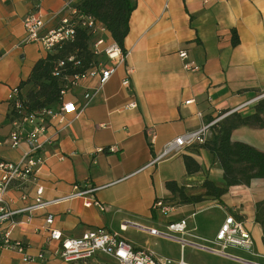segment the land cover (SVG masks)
Wrapping results in <instances>:
<instances>
[{"label":"crops","instance_id":"crops-1","mask_svg":"<svg viewBox=\"0 0 264 264\" xmlns=\"http://www.w3.org/2000/svg\"><path fill=\"white\" fill-rule=\"evenodd\" d=\"M66 1L0 0V160L16 163L30 150L28 142L17 148L10 145L14 126L8 97L28 80L37 61L48 54L41 44L24 43L27 33L22 22L38 9L44 31L50 32L59 25ZM135 1L137 8L125 39L129 54L126 61H109L103 55L99 65L114 67L113 76L105 84L99 76L87 77L63 95L60 107L72 102L83 110L81 115H68L69 126L59 134L58 124L49 123L46 132L39 134L45 161L35 180L6 194L7 209L21 211L12 219L17 225L11 237L26 243L30 256L44 252L43 264H83L59 259L56 252L60 243L50 240V231L60 232L63 238H80L99 229L117 233L158 258H168V254L175 261L211 264L207 257L212 256L235 264H264L263 230L255 221L257 204L264 201V179L230 187L220 200L209 197L199 204L179 206L185 214L176 221L188 220L189 230L184 238L197 243L213 241L227 214L243 220L254 242L253 254L236 249L229 253L246 262L192 246L183 249L176 240L151 236L144 230L165 225L159 222L160 212L154 204L157 200L173 203L171 200L178 199L167 189L168 183L184 188L189 196L204 194L207 180L226 187L223 169L202 143L156 160L169 143L199 132L210 120L225 118L246 104L234 113L248 117L257 112L264 100V0ZM101 37L107 44L114 42L108 32ZM181 52L188 54L186 62L181 59ZM187 62L199 69H187ZM86 93L92 95L87 106ZM260 96L263 97L255 101ZM231 141L264 153V128L238 127L233 130ZM100 149L103 152L99 153ZM186 156L197 162L199 172H187ZM39 187L43 190L40 197ZM89 187H98L95 198L105 207L104 211L85 207L82 198L66 199ZM37 199L51 204L31 215L24 211L36 205ZM59 200L64 201L56 203ZM207 212L211 213L203 217L206 223L202 225L197 217ZM49 216L53 217L50 226L46 222ZM10 224L5 223L3 229L10 228ZM168 225L156 230L166 232ZM122 226L126 231L121 230ZM163 242H167L166 250L161 246ZM188 252H194L195 258L188 259ZM0 264L27 263L18 253L0 251ZM86 264L117 262L100 254Z\"/></svg>","mask_w":264,"mask_h":264},{"label":"built area","instance_id":"built-area-1","mask_svg":"<svg viewBox=\"0 0 264 264\" xmlns=\"http://www.w3.org/2000/svg\"><path fill=\"white\" fill-rule=\"evenodd\" d=\"M75 6L76 4L73 3V0H67L65 2L60 13L62 16L60 23L50 32L44 31V21L42 15L37 12L38 9L29 13L22 22L27 33L24 43L41 44L47 52H50L54 47L71 40L75 35L76 26L82 25L83 27H88L97 36L92 46L95 54L105 55L109 61L117 60L118 62L124 63L129 55L128 52H123L114 42L107 44L106 40L101 37V34L106 31L92 18L81 16ZM180 57L185 62L188 60V54L186 52H181ZM63 64L61 63V66ZM185 67L190 70L199 69L194 64L188 62L185 63ZM114 72V67H106L104 65L95 66L85 74L74 77L72 87L76 86L82 79L94 76H99L101 83L105 84L113 76ZM132 73L133 70H130L129 74L131 75ZM125 84H128V81ZM19 92V88L13 89L8 97V101L10 106L15 102L16 107L21 109V103L17 101ZM261 97L263 96L256 98L255 101H258ZM84 99L85 106H87L92 100L91 93H86ZM247 105L241 106L237 110H234V112H240ZM82 111L74 103L65 102L62 103L58 110L44 109L13 121L14 130L10 134L11 147L17 148L21 143L28 142L30 150L24 154L19 162L12 163L0 160V251L18 253L23 256V260L27 264H43L46 261V255L41 251L37 256H30L27 253L29 247L26 243L12 239V230L17 225L12 219L15 215L20 214L21 211H9L7 209L5 201L6 194L14 188H22L25 183L35 180L38 170L45 161L43 156L44 143L39 141V134L41 135L46 132L49 123L55 121L58 124L59 129L57 134H59L69 126L66 119L67 116L75 114L76 118H78ZM221 119H224V116L205 125L199 132L188 133L174 142L169 143L165 146L163 155L156 162L172 154L180 153L185 147L192 146L197 142L203 144L207 134H209V127L221 121ZM110 151L114 152L115 148H111ZM98 152H103V149L98 150ZM97 190H99L98 187H89L71 194L66 199L70 201L72 199L82 198L85 207L90 208L95 206L104 211L105 207L95 198ZM42 193L43 190L39 187L37 189V195L40 197ZM60 201L64 200L56 201V203ZM52 203L55 204V202ZM50 204L37 199L36 205L24 211L29 212L31 215L33 212L43 209ZM154 209L163 214H169L175 211L177 206L169 204L168 202L166 203L163 200H157L154 204ZM7 222H11L10 228L4 230L3 225ZM46 222L49 226L52 225L53 217L49 216ZM126 229L124 226L121 227L122 231H126ZM144 230L151 236L176 240L181 244L183 249L187 246H192L198 250L240 262L246 261L230 254L229 251L231 249L241 250L251 254H253L254 250V242L245 228V222L233 214L226 215L213 241L198 239L200 242L197 243L185 239L184 237L188 234L189 230L187 219L170 223L166 232L148 228ZM50 240L60 243V248L56 252V256L68 263L86 264L94 260L97 255L100 256V254H103L113 258L117 264H189L183 259L175 261L169 258H158L148 250L136 248L134 245L125 241L119 234L111 233L105 229L89 231L80 238H63L60 232L50 231Z\"/></svg>","mask_w":264,"mask_h":264},{"label":"trees","instance_id":"trees-1","mask_svg":"<svg viewBox=\"0 0 264 264\" xmlns=\"http://www.w3.org/2000/svg\"><path fill=\"white\" fill-rule=\"evenodd\" d=\"M75 7L81 16L90 17L97 22L126 53L125 39L129 34L131 15L137 8L135 0H82ZM96 38L88 27L78 25L71 40L54 47L45 58L38 60L28 80L19 86L17 101L21 103V109L16 107L15 102L12 103L11 120L21 119L44 109L58 110L64 93L72 88L73 78L99 65L103 55L95 54L92 49ZM61 63L64 64L61 66ZM26 88L29 90L23 95L22 91ZM256 110L252 116L243 117L239 113H233L215 123L209 127L210 138L207 137L202 144L223 169L226 187H218L207 180L203 184L204 194L189 196L184 188H179L175 183H168L167 189L178 198L171 200L176 203L168 202L169 204L177 207L199 204L209 197L220 200L230 187L249 185L254 179H264V153L231 141V134L238 127L264 128V100ZM212 122L210 120V123ZM184 159L189 174L200 171V166L194 159L188 156ZM255 221L262 227L264 242V201L257 204Z\"/></svg>","mask_w":264,"mask_h":264},{"label":"rangeland","instance_id":"rangeland-1","mask_svg":"<svg viewBox=\"0 0 264 264\" xmlns=\"http://www.w3.org/2000/svg\"><path fill=\"white\" fill-rule=\"evenodd\" d=\"M214 212L215 211H212V213L211 212H207V213H205L203 215L200 214L197 217V220L199 221L200 224L204 225L206 223V221L203 219V217H206V216L208 217L210 215V213L211 214H214ZM184 214H185V209L183 207L182 208L181 207H178L176 211H173V212H171L169 214H163V213L160 212L159 213V222L161 224H165V225L164 226H158V225H156V229H158V230L165 229V226L168 225L165 222L172 221V220L176 221V220L180 219L182 216H184ZM212 224H214V222H212ZM161 246H162V248L164 250H166L168 248L167 242L161 243ZM165 256L168 257V258H170V255L168 256V254H165ZM187 258L188 259L195 258L194 252H188ZM207 258L211 261V264H235L233 262L223 261L222 259H220L218 257H212L211 256V257H207Z\"/></svg>","mask_w":264,"mask_h":264}]
</instances>
